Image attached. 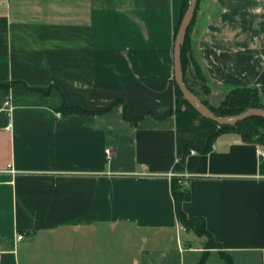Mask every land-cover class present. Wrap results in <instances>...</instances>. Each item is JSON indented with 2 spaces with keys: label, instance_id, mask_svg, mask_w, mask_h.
I'll return each instance as SVG.
<instances>
[{
  "label": "crops",
  "instance_id": "1",
  "mask_svg": "<svg viewBox=\"0 0 264 264\" xmlns=\"http://www.w3.org/2000/svg\"><path fill=\"white\" fill-rule=\"evenodd\" d=\"M183 3L0 0V107L8 95L13 107L11 130L0 111V264H20L24 242L80 248L88 231L119 227L135 264H199L205 251L227 264L221 249L264 264V144L176 110ZM191 40L210 104L236 87L264 104V0H200ZM65 102L91 113L64 114ZM173 172L187 175L184 210L221 249L179 223Z\"/></svg>",
  "mask_w": 264,
  "mask_h": 264
},
{
  "label": "trees",
  "instance_id": "2",
  "mask_svg": "<svg viewBox=\"0 0 264 264\" xmlns=\"http://www.w3.org/2000/svg\"><path fill=\"white\" fill-rule=\"evenodd\" d=\"M200 1V0H199ZM198 1V5H199ZM190 0H184L181 20L189 7ZM197 5V8H198ZM197 12V9H196ZM195 12V15H196ZM195 19V16H194ZM194 19L187 31V37L182 47V70L185 84L187 87L202 98L204 103L211 108V110L219 115V116H229V115H237L245 111L249 108L254 107H262L264 108V104L262 103L259 95V90L254 87H236L229 90L224 98L222 99L220 105L210 104L207 99L201 96V94L196 89V86H201L206 94H209L211 91V87L208 84L207 76L202 68V65L198 61L192 40H191V29L194 22ZM180 20V23H181ZM180 23L176 28V34L178 32ZM175 82V79H174ZM176 87V95H177V107L176 110H180L184 103L192 106L184 97L181 89L175 82ZM8 88L7 85H0V89ZM193 107V106H192ZM194 108V107H193ZM60 110L64 114L71 113H91V111H87L80 106L70 105L65 102ZM263 128V130L261 129ZM229 130L240 134L244 140L249 142H257L264 144V117L260 116H252L243 121L238 122L235 125H222V129L219 130L218 133ZM217 134L213 135L209 139L208 148L211 147L212 143L217 137ZM177 171L183 170V163H179L176 166ZM180 177L173 176L172 177V194L175 202L176 215L179 223L185 227L186 230H193L199 236H205L208 238L206 242V248H222L221 244L213 238L210 231L207 229L205 219L203 217H190L184 210L183 204L187 200L190 199V191L188 188V184L184 186ZM221 255L227 262V264H235L233 257L221 249ZM208 256V251H205L199 264H206Z\"/></svg>",
  "mask_w": 264,
  "mask_h": 264
},
{
  "label": "rangeland",
  "instance_id": "3",
  "mask_svg": "<svg viewBox=\"0 0 264 264\" xmlns=\"http://www.w3.org/2000/svg\"><path fill=\"white\" fill-rule=\"evenodd\" d=\"M196 89L202 97L206 95L200 85L196 86ZM213 100L218 106L222 101L216 97H213ZM232 116L235 115L225 117ZM176 173L178 175L175 176L180 177L186 186V176L180 172ZM95 232L88 231L90 235L88 239L74 240V244L83 243L80 248L76 245L70 246L72 242L66 240L62 242L53 240L46 245L24 242L17 247L15 255L20 264H135L133 260L135 241L130 233L121 227L118 229L101 228L97 230V233ZM205 239L207 242L208 238L205 237Z\"/></svg>",
  "mask_w": 264,
  "mask_h": 264
},
{
  "label": "water",
  "instance_id": "4",
  "mask_svg": "<svg viewBox=\"0 0 264 264\" xmlns=\"http://www.w3.org/2000/svg\"><path fill=\"white\" fill-rule=\"evenodd\" d=\"M199 0H190L189 7L187 8L178 32L175 37V49H174V78L176 84L179 86L183 93V97L201 114H203L205 117L214 120L220 125H235L240 121H243L249 117L252 116H260L264 117V108L262 107H254L249 108L245 111H243L240 114H237L232 117H225V116H219L215 114L209 106H207L204 101L193 91H191L187 85L185 84L184 77H183V70H182V60H181V54H182V47L184 45V42L187 37V31L194 19L195 12L197 9Z\"/></svg>",
  "mask_w": 264,
  "mask_h": 264
},
{
  "label": "built area",
  "instance_id": "5",
  "mask_svg": "<svg viewBox=\"0 0 264 264\" xmlns=\"http://www.w3.org/2000/svg\"><path fill=\"white\" fill-rule=\"evenodd\" d=\"M0 111L4 112L8 116V124L4 127L5 130H11L12 129V122H13V107L11 102V97L8 95L5 97L2 106L0 107ZM57 116L61 117L62 112L57 111ZM258 154L261 158H264V148L261 146H258ZM112 153V150L110 148H107V155L110 156ZM192 153H196V150H192ZM178 175L176 172L172 173V176ZM187 177V175L183 174ZM187 184V181H186ZM24 237L23 234L18 235V239H22Z\"/></svg>",
  "mask_w": 264,
  "mask_h": 264
}]
</instances>
